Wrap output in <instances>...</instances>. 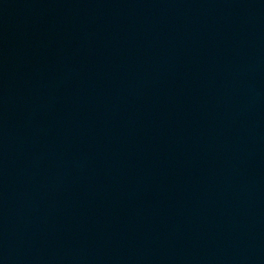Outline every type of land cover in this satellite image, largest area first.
Segmentation results:
<instances>
[{"label":"water","instance_id":"obj_1","mask_svg":"<svg viewBox=\"0 0 264 264\" xmlns=\"http://www.w3.org/2000/svg\"><path fill=\"white\" fill-rule=\"evenodd\" d=\"M241 264H264V220L257 230Z\"/></svg>","mask_w":264,"mask_h":264}]
</instances>
